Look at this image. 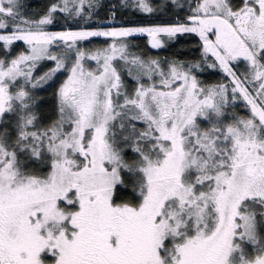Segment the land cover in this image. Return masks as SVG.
Masks as SVG:
<instances>
[{
	"label": "rangeland",
	"instance_id": "rangeland-1",
	"mask_svg": "<svg viewBox=\"0 0 264 264\" xmlns=\"http://www.w3.org/2000/svg\"><path fill=\"white\" fill-rule=\"evenodd\" d=\"M117 2L146 14L154 8L189 15L160 25L143 21L91 27L76 22L75 29L54 28L47 19L35 24L17 20L12 14L16 0H0V29L10 31L5 40L21 39L28 50L0 63V119L22 97L18 85L28 81L34 65L44 59L54 62V72L47 78L67 72L59 98L71 118L69 134L59 130L52 134L47 177H25L11 156L0 154V262L122 264L128 260L122 258L123 252L133 242L145 249L138 264H264V251L243 262L233 259L235 239L252 233L251 220L241 216L239 208L246 201L264 200V0ZM177 32L199 38L229 85L206 91L184 64L154 63L155 71L146 72V66L124 55L120 45L124 38H147L158 50ZM94 39L110 42L89 52ZM119 62L129 67L137 63L140 74L126 70L137 79L127 103L140 118L150 120L166 142L161 160L144 169L146 189L137 207L112 202L119 172L107 132L116 117L115 100L123 92ZM142 77L149 78L148 83L140 84ZM12 87L17 90L12 92ZM229 93L248 104L249 116L226 130L232 166L229 173L216 177L215 220L206 231L204 203L195 207L193 192L182 180L190 162L183 132L200 120H212ZM184 213H198L201 228L164 257V240L170 233L177 235L178 218ZM121 221L122 229L115 230Z\"/></svg>",
	"mask_w": 264,
	"mask_h": 264
},
{
	"label": "trees",
	"instance_id": "trees-1",
	"mask_svg": "<svg viewBox=\"0 0 264 264\" xmlns=\"http://www.w3.org/2000/svg\"><path fill=\"white\" fill-rule=\"evenodd\" d=\"M12 14L17 20L28 23L35 24L47 19L54 28L72 26L73 29L76 22H88L94 27L113 18V25L143 21L160 25L169 24L176 16L189 15L187 12H160L154 8L146 14L137 7L121 6L117 0H16ZM47 29L50 30L48 27ZM9 32V29H0V63H7L28 51L21 39L5 40L10 35ZM166 40L158 50L150 46L147 38H124L120 45L124 49V55L133 57L146 66V72L148 69L150 72L155 71L154 63L163 67L184 64L198 86L206 91L222 90L223 86L229 85L220 69L213 64V58L204 52L203 45L195 34L177 32ZM109 42L91 40L89 52L105 48ZM53 65L54 62L49 59L34 65L30 79H24L22 85H18L22 97L12 102L0 119V154L11 156L19 173L25 177H47L52 168L49 148L52 134L59 130L62 135H67L71 130V118L68 120V114L62 109L59 98V89L67 72L59 71L47 78L49 73L54 72ZM136 68L137 63L130 67L126 62L118 63L123 92L115 100L116 117L109 123L107 132V140L118 160L119 182L112 198L113 204L117 206L140 205L146 189L144 169L148 163L160 161L166 149V142L159 137L150 120L140 118L133 104L127 103L132 100L137 79L126 70L140 74L141 71ZM142 79L140 84L149 81V78ZM227 87L230 92L232 86ZM16 90L12 87L11 91ZM226 97L212 120H200L183 132L190 162L182 180L193 192L197 202L195 207L198 204L201 207V203H204L202 215H206L203 216L207 224L206 231L211 230L215 220L212 191L216 177L229 173L232 166L226 130L232 126H240L249 116L247 103L237 100L238 97L233 93ZM239 210L241 216H247L251 220L252 231L251 235L235 239L233 259L243 262L264 251V200L246 201ZM198 212L200 214L199 209ZM199 214L184 213L179 216L177 235L170 233L164 240V257L173 254L176 244L201 228V222L198 224ZM175 236H179V239L173 238Z\"/></svg>",
	"mask_w": 264,
	"mask_h": 264
},
{
	"label": "flooded vegetation",
	"instance_id": "flooded-vegetation-1",
	"mask_svg": "<svg viewBox=\"0 0 264 264\" xmlns=\"http://www.w3.org/2000/svg\"><path fill=\"white\" fill-rule=\"evenodd\" d=\"M124 223V220H123ZM122 221L119 222L118 226L119 227H115L114 229H122L123 224ZM110 244H107L106 247H109ZM129 248H127V250H125L123 252L122 258L124 259L125 257L128 258V260L122 262V264H138V262L142 259L143 255L145 254V249L144 247H141V244H137V243H131L128 245ZM129 250V251H128ZM92 254V256L94 255V253H90V255ZM93 261V259H92ZM121 262V260H119ZM14 264L8 261H4V262H0V264Z\"/></svg>",
	"mask_w": 264,
	"mask_h": 264
},
{
	"label": "water",
	"instance_id": "water-1",
	"mask_svg": "<svg viewBox=\"0 0 264 264\" xmlns=\"http://www.w3.org/2000/svg\"><path fill=\"white\" fill-rule=\"evenodd\" d=\"M100 25L104 26V27H108V26H113V23H111L110 21H107V22H104ZM114 25H119V23H115ZM7 264H9V263H7Z\"/></svg>",
	"mask_w": 264,
	"mask_h": 264
}]
</instances>
